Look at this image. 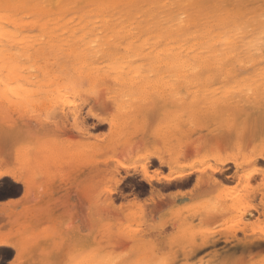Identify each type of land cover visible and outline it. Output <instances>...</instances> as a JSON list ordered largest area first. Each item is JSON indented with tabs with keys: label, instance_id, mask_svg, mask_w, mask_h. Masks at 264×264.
I'll return each instance as SVG.
<instances>
[{
	"label": "rangeland",
	"instance_id": "374dc122",
	"mask_svg": "<svg viewBox=\"0 0 264 264\" xmlns=\"http://www.w3.org/2000/svg\"><path fill=\"white\" fill-rule=\"evenodd\" d=\"M92 1L91 5L102 14L110 10L107 15L103 14L109 16L125 8L133 10L142 0H122L121 6L114 0H111L113 3ZM182 1L184 6L180 5L175 11H181L179 19H190L194 25L197 15L194 10L200 11L201 18H213V10L216 14L227 12V19L234 14L232 19L237 16L238 21L264 16V0H237L238 4L243 2L241 5L235 0H206L205 4L200 0ZM200 3L205 9H198ZM123 19L127 24V21L137 23L138 18ZM133 23L130 26L137 25ZM196 28L192 32L196 33ZM202 31L205 32L204 29L199 32ZM244 67L240 68L242 78L252 69V66H248L250 70ZM87 84L85 87L89 86ZM104 86L100 88L103 90ZM245 87L251 86L242 85L245 92L235 88L236 103L233 104H239V109L233 108L237 114L232 115L236 116L232 126L225 127L229 117L220 118L221 121L219 117L208 116L202 121V113L199 120L193 116L192 122L184 123L188 111L183 114L179 110L174 112L178 114L177 119L168 125V118L160 116L162 105L157 104L135 112L136 116L131 117L126 126L129 129L123 130L125 134L118 133L121 140L118 145L106 143L104 149L98 151L90 150L92 143L99 137L106 141L112 128L110 123L95 125L94 116L89 114L111 111L103 101L70 95L66 102L50 104L47 101L36 112L28 111L20 97H16L18 100L13 97L14 106H10V110L2 108L0 103V173L6 172L0 176V238L12 242L0 248V264H75L74 256L94 249L97 255L92 264H264V246L241 247L248 236L264 235V157L261 156L264 155V97L261 96L264 89L259 88L261 95L259 89L258 93L256 90V99L255 91L248 88L254 98L247 96L250 93L246 94ZM62 109L68 114L78 109L85 117V124L71 125L61 118ZM232 116L230 119L234 118ZM194 120L197 122L193 123ZM130 136L140 142L148 140L152 147L124 150L122 142ZM166 144L175 152L178 149L184 152L176 164H189L203 157L207 160L187 167L185 172L191 174L184 183L173 180L163 184L157 180L181 172L170 171L167 165L161 167L155 158L148 164L153 186L144 179L140 169L118 183L130 168L137 167L121 165L129 154L140 155L148 149L162 151ZM38 146L42 147V152L35 149ZM255 156L259 159L256 166L260 171L248 180L230 178L221 185L209 182L212 176L221 178L216 172L225 164L228 174L235 171V164H242L240 174L243 170L247 172L248 165L244 164ZM12 172L28 177L29 188L15 181ZM224 189L236 193L239 204L246 209L244 218L235 216L231 210L218 212L212 208ZM160 197L166 199L158 205ZM209 240L217 244L201 247Z\"/></svg>",
	"mask_w": 264,
	"mask_h": 264
},
{
	"label": "bare ground",
	"instance_id": "6f19581e",
	"mask_svg": "<svg viewBox=\"0 0 264 264\" xmlns=\"http://www.w3.org/2000/svg\"><path fill=\"white\" fill-rule=\"evenodd\" d=\"M91 1L0 0V96H2L0 103L3 104L2 108L10 110V106H14V96L15 99L20 97L26 103L27 110L33 112L39 110V107L45 105L47 101H50V104L66 102L70 95L103 101L107 109L109 106L111 111L107 110L102 115L89 114L94 116L95 125L110 123L112 128L110 134L105 137L106 141L103 142V139L99 137L92 143L94 149L92 150L91 146L90 150L98 151L104 149L106 143L118 145L121 141L118 133L125 134L123 130L128 123L130 124L131 117L136 116L135 112L139 113L138 111L145 107L162 105L160 108L163 111L160 116L165 120L168 118V125L177 119L175 117H178V114L174 112L179 110L183 114L188 111L185 115L187 120L181 119V124L183 121L186 123L193 116L199 120V113H202L200 115L202 121L208 116H216L224 120L229 117L228 120L232 122L225 121V127H227L232 126L236 117L232 115L237 114L235 109L233 110L236 106H234L235 88H241V92H245V90L242 91V85L251 86L245 87L246 94L248 88L249 91L252 88L253 92L255 91L254 94L256 90L258 93L259 88L264 89L263 15V17L260 15L261 18L256 15L253 19L238 21L237 16L232 19L234 14L230 16L231 19H227V12L216 14L213 10L212 12L215 13V15L212 14L213 18H201L200 11L194 10L197 12L194 18L196 25H194L190 19L182 20V17L179 19L178 15L181 11L180 13L175 11L177 8L180 9V5L184 6L182 0H140V3L134 4L137 6L133 9L134 11L125 8L122 12L109 13V16L103 15L106 11L105 13L103 11V14L101 10L98 11L93 3L91 5ZM114 1L119 4L122 0ZM200 1L204 3L206 0ZM235 1L238 4L237 0ZM240 1L239 4H242L243 2ZM202 4L198 5L199 10L205 9L200 7ZM119 5L121 6V3ZM217 10L220 11V9ZM75 13L76 17L73 16ZM162 13L165 15L160 16ZM26 15L29 18H25ZM135 16L140 19V21L137 19V23L124 22L123 17L136 20L133 19ZM132 23L137 25L130 26ZM200 24L202 26H199ZM196 26L198 31L192 32L195 31ZM200 29H204L205 32H199ZM242 66H245V69L252 66V69L248 71L251 75L246 72L245 78L240 77ZM85 83L89 86L85 87ZM100 86H104V89L102 90ZM236 92L237 95L238 91ZM253 92H248L250 94L247 96H251ZM180 94L183 95L176 97ZM263 95L261 96L264 97ZM246 99L243 101L246 102ZM262 103L264 104V101ZM238 107L239 104L236 108ZM171 115L174 116L171 117L172 119ZM60 116L71 125L85 124V117L78 109H74L69 114L62 109ZM230 116L234 118L230 119ZM196 122L197 120L193 121V123ZM262 123L264 128V122ZM165 146L167 147L162 151L148 149L149 151L140 155L129 154L121 165L127 168L130 164H135L137 167L130 168L118 183L140 169L144 179L153 186L154 179L148 174L153 158L157 159L161 167L167 165L170 171L181 172L178 175L157 180L163 184L171 183L170 181L173 180L184 183L188 181L191 174L185 172V169L207 160L203 157L189 164H176L184 152L180 149H178L180 152L178 150L175 152L170 148L172 146L169 145V147L167 144ZM121 147H124V150L136 151L142 147L152 146L148 140L140 142L131 137L125 139ZM35 149H38V152L43 151L41 146ZM40 154L42 153H38ZM166 155L174 158L168 160ZM261 156L264 157V155ZM257 159L258 157L255 156L252 160L245 162L244 166L248 165L247 172L243 170L240 174L239 167L243 166L235 164V171L228 174L226 172L228 165L225 164L226 166L219 172L215 171L221 178L212 176L208 180L220 185L230 181V178L237 181L248 180L254 173L260 171V168L256 166ZM4 173L6 172L0 173V176ZM11 176L15 181L21 182L24 188H29L28 177L16 172H12ZM219 194L218 200L213 202L215 205L212 203L214 205L212 208L218 212L231 210L235 212V216L245 217L246 209L241 207L234 191L224 189V192ZM162 198L160 197L161 202H158V205L166 199ZM112 201L113 199L110 200ZM46 237L51 238L49 235ZM208 244L215 245L217 241H206L201 247H206ZM9 245H12L9 239L0 238V248ZM141 246L140 243L139 247ZM258 246H264V235L248 236L241 245L245 248ZM83 254L73 257L75 264H92L94 258L96 259L97 250L85 251Z\"/></svg>",
	"mask_w": 264,
	"mask_h": 264
}]
</instances>
